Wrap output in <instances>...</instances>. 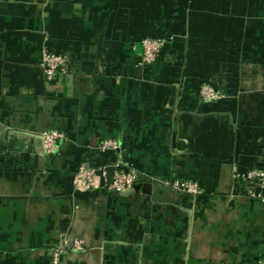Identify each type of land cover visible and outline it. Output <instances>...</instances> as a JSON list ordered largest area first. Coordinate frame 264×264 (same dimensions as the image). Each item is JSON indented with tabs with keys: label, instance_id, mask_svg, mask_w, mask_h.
<instances>
[{
	"label": "crops",
	"instance_id": "obj_1",
	"mask_svg": "<svg viewBox=\"0 0 264 264\" xmlns=\"http://www.w3.org/2000/svg\"><path fill=\"white\" fill-rule=\"evenodd\" d=\"M158 36L172 39L143 64ZM49 50L70 59L52 80ZM208 83L221 99L200 97ZM53 128L67 139L46 155ZM119 157L142 173L126 193L109 187ZM257 158L264 0H0V264H258L264 199L234 177ZM83 165L107 172L91 190ZM64 238L83 250L55 263Z\"/></svg>",
	"mask_w": 264,
	"mask_h": 264
},
{
	"label": "built area",
	"instance_id": "obj_2",
	"mask_svg": "<svg viewBox=\"0 0 264 264\" xmlns=\"http://www.w3.org/2000/svg\"><path fill=\"white\" fill-rule=\"evenodd\" d=\"M164 36L147 37L142 40L143 51L141 53V61L143 64H150L155 62L160 56L162 50L166 47L168 40ZM70 59L65 53L55 51H45L42 60V68L47 80H52L56 75L66 73L69 70ZM200 97L207 101H216L223 97L222 90L217 89L211 83L204 84L200 88ZM67 139L64 131L58 129H48L42 132V150L46 155H52L60 148V143ZM98 147L101 151L114 150L121 151L119 141L114 137L101 138ZM261 158H257L252 162V165L242 170L235 167L234 177L240 180L244 187L250 190L252 195L264 199V168ZM113 182L109 185L110 188L126 193L132 190L142 173L138 172L133 166L125 163L122 158H118L114 165ZM106 170L97 166L83 165L79 168V177L81 181V188L83 190H91L97 185V176L105 177ZM163 182V181H162ZM159 182V183H162ZM174 190L191 195H197L201 192L199 184L189 179L174 178L167 182ZM67 249L83 250L82 239L76 238L72 243L64 238L62 243L58 246L55 253V263L59 262V256ZM258 264H264V257H262Z\"/></svg>",
	"mask_w": 264,
	"mask_h": 264
},
{
	"label": "water",
	"instance_id": "obj_3",
	"mask_svg": "<svg viewBox=\"0 0 264 264\" xmlns=\"http://www.w3.org/2000/svg\"><path fill=\"white\" fill-rule=\"evenodd\" d=\"M113 175H114V168L113 167H109L108 168V180L110 183L113 182Z\"/></svg>",
	"mask_w": 264,
	"mask_h": 264
}]
</instances>
